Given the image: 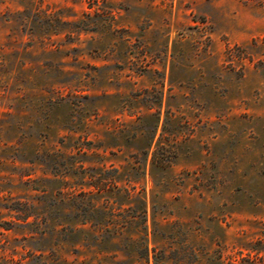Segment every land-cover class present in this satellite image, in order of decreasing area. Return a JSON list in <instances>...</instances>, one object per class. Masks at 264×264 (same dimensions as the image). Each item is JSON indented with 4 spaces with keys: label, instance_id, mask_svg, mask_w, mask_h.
I'll return each mask as SVG.
<instances>
[{
    "label": "rangeland",
    "instance_id": "rangeland-1",
    "mask_svg": "<svg viewBox=\"0 0 264 264\" xmlns=\"http://www.w3.org/2000/svg\"><path fill=\"white\" fill-rule=\"evenodd\" d=\"M0 264H264V0H0Z\"/></svg>",
    "mask_w": 264,
    "mask_h": 264
}]
</instances>
